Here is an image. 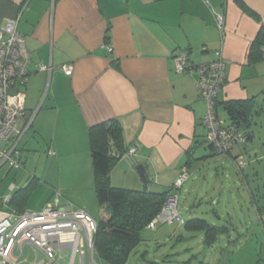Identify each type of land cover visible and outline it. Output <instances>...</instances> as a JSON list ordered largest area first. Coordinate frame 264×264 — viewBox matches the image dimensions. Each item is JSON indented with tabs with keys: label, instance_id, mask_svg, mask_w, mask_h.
<instances>
[{
	"label": "crops",
	"instance_id": "obj_1",
	"mask_svg": "<svg viewBox=\"0 0 264 264\" xmlns=\"http://www.w3.org/2000/svg\"><path fill=\"white\" fill-rule=\"evenodd\" d=\"M17 16L30 55L25 112L34 113L31 127L39 119L33 133L47 143L63 175L49 181L52 196L32 212L56 203L84 211L78 199L94 190L89 130L101 124L117 121L124 154L138 147L111 169L113 187L143 189L133 171L143 163L165 192L183 166L191 169L213 154L197 74L176 72V51L193 64L221 53L225 79L215 108L223 120L220 111L230 121L228 103H246L249 119L263 109L264 63L255 42L264 30V0H0V28ZM217 16L224 20L222 33ZM39 64L51 65V72L38 71ZM65 65L73 68L69 76ZM11 200L0 196V206H13L0 213L29 211Z\"/></svg>",
	"mask_w": 264,
	"mask_h": 264
},
{
	"label": "rangeland",
	"instance_id": "obj_2",
	"mask_svg": "<svg viewBox=\"0 0 264 264\" xmlns=\"http://www.w3.org/2000/svg\"><path fill=\"white\" fill-rule=\"evenodd\" d=\"M44 99L43 95L39 106ZM220 113L225 120L226 114ZM26 119L29 128L18 145L19 167L0 170V196L9 194L32 212L41 209L52 196L54 190L49 181L63 175L55 161L51 163L47 143L33 133L39 119L33 127L34 113L26 115ZM249 123L241 126L249 137L247 142L232 149L231 157L208 152L203 162L189 169L177 203L183 224L158 225L156 231L144 229L141 243L126 264H264V106L258 115H252ZM9 146V142H0V149ZM236 160L241 161V167L236 166ZM12 184L14 191L10 190ZM148 188L161 192L162 187L155 186L153 181ZM81 198L78 201L85 204L83 210L97 220L99 211L94 190L83 191ZM69 202L79 208L73 201ZM0 209L12 211L13 206L2 205ZM193 219L223 227L226 233L219 234L216 242L208 247L202 232L185 228L184 223ZM24 258L28 262L33 259L27 249ZM96 259L97 264H109L97 254Z\"/></svg>",
	"mask_w": 264,
	"mask_h": 264
},
{
	"label": "built area",
	"instance_id": "obj_3",
	"mask_svg": "<svg viewBox=\"0 0 264 264\" xmlns=\"http://www.w3.org/2000/svg\"><path fill=\"white\" fill-rule=\"evenodd\" d=\"M19 16L9 19L0 28V142H9L0 149V170L19 167L18 145L29 128L25 112V87L29 80L30 55L26 39L17 30ZM219 31L223 30V17H215ZM108 52H112L107 46ZM264 63V46L261 48ZM173 62L177 73L197 74V88L207 104L203 118L205 141L214 155L226 156L228 152L246 143L241 129L223 120L216 112L217 96L225 79V61L219 51L215 59L206 64H193L184 51H176ZM38 71L50 73L51 65L37 66ZM65 75L72 74V66L62 67ZM137 146L131 147L124 157H133ZM241 161L236 166L241 167ZM189 177L184 167L170 186L159 214L147 225L155 230L158 225L183 224L177 203L179 191ZM8 201V198L5 199ZM67 206L47 205L39 212L0 213V264H97L94 235L96 221L87 213ZM33 256L31 262L24 258L25 250Z\"/></svg>",
	"mask_w": 264,
	"mask_h": 264
},
{
	"label": "trees",
	"instance_id": "obj_4",
	"mask_svg": "<svg viewBox=\"0 0 264 264\" xmlns=\"http://www.w3.org/2000/svg\"><path fill=\"white\" fill-rule=\"evenodd\" d=\"M263 40L264 30L255 42L260 59ZM225 109L230 123L240 129L243 125L249 126L246 103H228ZM259 111L253 115H258ZM117 124V121H111L89 130L93 187L99 211V218L94 219L97 223L94 246L100 259L109 264H126L133 250L142 241V231L159 214L170 186L165 192H152L148 188L134 190L111 186L110 171L125 152L121 130ZM244 135L247 142L249 137L245 133ZM209 149L211 150L210 147ZM231 151L226 156L230 155ZM184 167L189 170L187 166L182 168ZM262 224L264 229V222ZM184 225L189 231L202 232L204 243L208 247L216 242L219 234L226 233L223 227L210 225L202 219L189 220Z\"/></svg>",
	"mask_w": 264,
	"mask_h": 264
},
{
	"label": "water",
	"instance_id": "obj_5",
	"mask_svg": "<svg viewBox=\"0 0 264 264\" xmlns=\"http://www.w3.org/2000/svg\"><path fill=\"white\" fill-rule=\"evenodd\" d=\"M133 171L136 173L138 176L143 188H148V185L151 183V178L148 173L147 166L143 163H138L133 167ZM213 214L216 216V211L215 209L212 210Z\"/></svg>",
	"mask_w": 264,
	"mask_h": 264
}]
</instances>
